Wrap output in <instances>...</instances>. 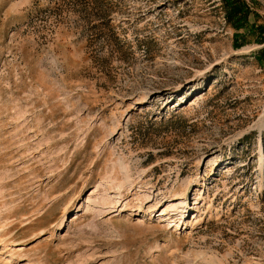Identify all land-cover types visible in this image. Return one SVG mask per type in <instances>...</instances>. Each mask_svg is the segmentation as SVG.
<instances>
[{"label": "rangeland", "instance_id": "rangeland-1", "mask_svg": "<svg viewBox=\"0 0 264 264\" xmlns=\"http://www.w3.org/2000/svg\"><path fill=\"white\" fill-rule=\"evenodd\" d=\"M245 1L0 0V264H264Z\"/></svg>", "mask_w": 264, "mask_h": 264}, {"label": "trees", "instance_id": "trees-1", "mask_svg": "<svg viewBox=\"0 0 264 264\" xmlns=\"http://www.w3.org/2000/svg\"><path fill=\"white\" fill-rule=\"evenodd\" d=\"M89 2L90 1H86V6L89 4ZM224 5L226 6V18L234 28H240L247 24L251 9L245 0H224ZM253 14L255 17L258 16L255 13ZM254 29H258L260 31L258 41L261 42L264 38V22H259L255 19L252 23H250L249 30L252 31ZM239 37L240 36L237 33L234 35L235 45H239L243 42L237 40ZM255 57H257L259 60H264V45L256 51Z\"/></svg>", "mask_w": 264, "mask_h": 264}, {"label": "bare ground", "instance_id": "bare-ground-1", "mask_svg": "<svg viewBox=\"0 0 264 264\" xmlns=\"http://www.w3.org/2000/svg\"><path fill=\"white\" fill-rule=\"evenodd\" d=\"M262 160V159H261Z\"/></svg>", "mask_w": 264, "mask_h": 264}]
</instances>
